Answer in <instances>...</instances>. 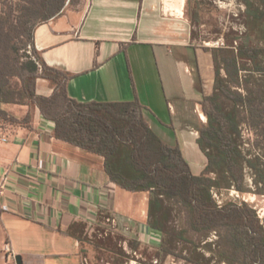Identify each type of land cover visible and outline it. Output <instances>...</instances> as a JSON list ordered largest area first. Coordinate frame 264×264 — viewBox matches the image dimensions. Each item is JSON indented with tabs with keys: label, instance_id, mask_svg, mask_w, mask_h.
<instances>
[{
	"label": "crops",
	"instance_id": "obj_1",
	"mask_svg": "<svg viewBox=\"0 0 264 264\" xmlns=\"http://www.w3.org/2000/svg\"><path fill=\"white\" fill-rule=\"evenodd\" d=\"M190 0H73L38 25L34 42L47 65L71 75L68 92L79 101H125L138 97L153 130L178 144L194 174L207 157L198 138L208 124L205 95L213 93L210 51L193 37ZM206 53V57L201 54ZM54 85L37 80L49 96ZM11 110L29 124L6 122L10 141L0 143V264H90L85 241L69 234L115 218L137 228L138 240L160 245L151 227L149 195L115 183L104 157L57 138L54 122L38 107ZM7 244L9 248L7 247Z\"/></svg>",
	"mask_w": 264,
	"mask_h": 264
},
{
	"label": "trees",
	"instance_id": "obj_2",
	"mask_svg": "<svg viewBox=\"0 0 264 264\" xmlns=\"http://www.w3.org/2000/svg\"><path fill=\"white\" fill-rule=\"evenodd\" d=\"M68 1L0 0L5 8L0 14V37L6 35L9 43V63L0 73V118L29 124L30 112L20 118L11 107H38L44 118L54 122L57 138L103 156L107 173L122 188L148 193V223L165 236L160 247L163 256L204 264L195 257L183 256L179 240L187 241L185 234L189 231L223 230L221 260L228 264L238 260L239 264H264V226L256 210L247 203L220 205L213 193L216 188L229 186L244 191L248 163L255 170L256 183L264 184V161L258 156L248 159L242 147L245 120L250 119L253 127L264 131V0H241L247 7L245 33L225 35V46L205 47L213 57L215 78L213 93L202 101L208 124L201 129L198 143L207 163L200 174L193 173L178 144L167 143L153 130L138 97L79 101L68 92L71 75L40 59L34 31L60 15ZM16 10L19 15H15ZM15 24L20 31L18 40L12 36ZM40 77L54 85L51 95L37 92ZM14 78L19 81L13 82ZM175 206L184 214L185 223L182 229L170 233L164 220L168 209ZM69 234L83 240L87 224L74 223ZM110 241L97 242L103 246ZM228 249L233 257L227 256Z\"/></svg>",
	"mask_w": 264,
	"mask_h": 264
},
{
	"label": "rangeland",
	"instance_id": "obj_3",
	"mask_svg": "<svg viewBox=\"0 0 264 264\" xmlns=\"http://www.w3.org/2000/svg\"><path fill=\"white\" fill-rule=\"evenodd\" d=\"M70 1V0H69ZM5 9L0 4V14ZM188 12L195 29L193 37L204 47H218L217 41L226 42L225 35H242L247 30V7L241 0H190ZM19 10L15 15H19ZM6 30V29H5ZM19 28L15 24L12 30L13 40H18ZM8 37H0V73L5 70L9 63ZM29 50H32L29 48ZM30 55L33 53L28 52ZM201 54L206 57V53ZM243 73H246L245 71ZM19 81L14 78L13 82ZM7 121L0 118V126L4 127ZM244 124V125H243ZM242 124V136L245 143L242 145L248 159L261 157L264 161V131L260 127L256 129L251 125L250 119ZM246 164V163H245ZM245 190L240 191L234 186L214 189L213 193L217 201L221 203L235 202L247 203L256 210L261 223L264 226V184L256 183L255 170L246 164ZM169 206L173 205L169 203ZM174 207V206H173ZM185 216L180 214L178 209H168L164 225L170 233H176L184 227ZM161 233L160 245L152 247L138 240L137 228L133 225L129 229L119 228L117 221L115 224L107 218L104 223L95 226L93 229H87L83 241L88 246L90 264H191L185 258H178L173 255L163 256L160 254V247L165 237ZM223 230H213L209 233H194L189 231L185 234L187 241L179 240V247L183 248L181 252L185 257H195L204 264H228L221 260V252L225 249L223 245ZM172 239V234L167 236ZM110 243L103 246L98 245V240ZM228 257H233L231 250L226 252ZM239 264L240 261H235Z\"/></svg>",
	"mask_w": 264,
	"mask_h": 264
},
{
	"label": "built area",
	"instance_id": "obj_4",
	"mask_svg": "<svg viewBox=\"0 0 264 264\" xmlns=\"http://www.w3.org/2000/svg\"><path fill=\"white\" fill-rule=\"evenodd\" d=\"M226 42H224V40L222 41H217V45L218 46H225ZM10 141V137L9 135L4 131V129L0 126V143H7ZM218 203L220 205H223L224 203H221V201H218ZM109 221H112L114 224L116 222V219L115 218H107ZM6 248H9L8 244H7V247Z\"/></svg>",
	"mask_w": 264,
	"mask_h": 264
},
{
	"label": "water",
	"instance_id": "obj_5",
	"mask_svg": "<svg viewBox=\"0 0 264 264\" xmlns=\"http://www.w3.org/2000/svg\"><path fill=\"white\" fill-rule=\"evenodd\" d=\"M16 259H17V262H18L19 264L22 263V257H21L20 255H18V256L16 257Z\"/></svg>",
	"mask_w": 264,
	"mask_h": 264
}]
</instances>
